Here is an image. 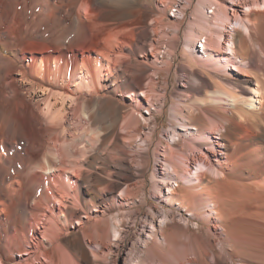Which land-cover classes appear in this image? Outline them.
I'll return each instance as SVG.
<instances>
[{
    "label": "bare ground",
    "instance_id": "obj_1",
    "mask_svg": "<svg viewBox=\"0 0 264 264\" xmlns=\"http://www.w3.org/2000/svg\"><path fill=\"white\" fill-rule=\"evenodd\" d=\"M141 1L0 0V223L5 226L8 255L30 254L23 247L21 233L31 219H40L38 210L52 208L48 192L56 191L54 203L60 207L57 217H62L64 222L77 211L66 203L69 193L62 191L60 183L52 182L55 169L65 163L67 154L78 148L86 149L88 145L92 147L97 138L100 144L109 139L119 140L121 130L125 134L134 130L138 137L149 125L141 113H137L140 118L133 117L129 107L114 96L124 94L125 85L130 97L147 98L150 91H155L153 85L170 71L168 58L177 44L189 0L187 4L182 0L180 3L168 1L167 8L176 4L181 14L173 15L174 21L165 9L163 14H155L143 7ZM214 1L220 4L219 0ZM241 1L247 10L240 24L242 28L232 26L228 31L229 52L221 46L223 31L212 28L210 33L217 38L202 34L203 41L198 42L202 57L189 43L182 52L183 61L177 71H183L186 76L181 102L185 110L178 111L177 120L184 134L188 138L194 136L195 140L182 142V137H177L173 143L181 150L164 151L162 163L166 177L163 181L167 180V190L163 200L164 222L158 224L159 228L153 223L157 210L143 189L142 201L131 202L136 216L126 230L120 228L125 226L127 218L122 214L113 216L114 250H111L115 256L123 253L131 233L138 230L143 233L141 227L151 226L142 240L143 246L139 238L133 243L125 264H236L238 260L240 264H264V34L255 12L264 8V0H254L252 4L246 2L249 0ZM226 2L237 4L238 0ZM216 7L215 4L210 13L216 14ZM215 20L217 26L222 25L223 19L216 16ZM135 27L144 32L142 45H138L142 53L138 57L126 43L137 37ZM88 38L95 55H83L80 62L71 65L62 51L77 42L85 43ZM148 51L155 58L153 61H148ZM27 57L29 63L25 64ZM144 75L148 81L143 87ZM138 88L141 93L135 91ZM31 92L35 95H30ZM39 92L41 100L34 101ZM152 99H149L150 107L156 104ZM69 112L75 117L74 127L68 121ZM169 119L172 126L176 125L174 118ZM156 127L152 125L149 135L145 133L148 142ZM77 129L82 131L73 133ZM200 144L208 146L215 165L208 158L200 163ZM217 146L221 148L219 151ZM57 160L59 165L55 164ZM192 162L198 163L193 178H189L188 166ZM29 167L31 171L37 167L42 171L30 183L39 190L34 197L31 185L25 180ZM80 167L75 163L72 174L76 180L83 177L92 182L86 193L91 195L90 203L94 205L100 198L96 177ZM124 170L122 177L129 181L132 178L129 167L125 165ZM67 179L70 185L73 180ZM179 179L186 182L180 184ZM119 185L117 180L109 184L111 189ZM133 195L127 188L122 200L128 201ZM144 204H148L145 218L139 219ZM116 205L123 208L124 202L117 204L112 199L103 209L93 207L92 211H110ZM181 208L191 218L180 215L184 227L179 225L184 232L182 236L178 234L179 240L171 227L177 222L173 209ZM203 208L209 212L208 216L203 215ZM7 212L11 214L8 216ZM82 217L88 218L86 214ZM193 219L197 224L194 228L189 225ZM75 223L82 224L79 219ZM94 223L93 234L83 230L67 243L80 260L102 264L104 259L91 257L83 242V236H88L95 238L100 249L108 245L105 219ZM216 225L222 228V237L211 231ZM158 232L162 239L157 236ZM44 236L46 240L50 238ZM43 255L47 264H55L53 252ZM3 263L0 256V264Z\"/></svg>",
    "mask_w": 264,
    "mask_h": 264
},
{
    "label": "rangeland",
    "instance_id": "obj_2",
    "mask_svg": "<svg viewBox=\"0 0 264 264\" xmlns=\"http://www.w3.org/2000/svg\"><path fill=\"white\" fill-rule=\"evenodd\" d=\"M168 1L170 2L172 0H151V4H148V0H142L141 2L143 7L150 9V11L155 14H163L165 9V11L169 13V17L171 18V20L174 21L175 18L173 17V15L180 16L181 14L179 13L178 6L176 4L175 6H172L171 9L167 8L166 4L169 3ZM176 1L177 3H180V0ZM186 1L187 0H182L183 3ZM219 1L220 4L214 0H189L188 4L186 2L187 6L185 10V20L181 25L178 36L176 38L175 43L177 44H175V47L172 49L173 52L170 53V56L168 58V60H170L169 62H171L170 71L168 73H164V75H162L158 79L159 82L153 85L155 91L152 90V92H149L151 97L149 96L146 98V96L144 95H139V97H130L128 96L130 93L129 90L126 89V85L123 91L124 94H117L114 96L129 107L133 117L140 118L137 113H141L146 118V120L150 122L149 125H147V128L145 127L144 129H142L143 133H140L139 136L136 137V132L133 130L135 134H133V132L128 133V136V134H125L124 131L121 130L119 140L114 141L109 139L106 140V142L100 144L97 138V141L95 140L93 142L92 147L88 145L86 149L80 150L78 148V150H73L69 155L67 154L64 164L59 165L57 163L59 162V160L55 162V164H58L59 166L55 169L56 173L53 176L55 180L53 179L52 182L55 185L60 183L62 185V191L69 193L68 198L66 199V203L70 208L77 210L75 211L74 216L69 217L66 222L63 221L62 217L58 218L57 214L60 212V207L58 204L54 203V195H57V193L56 191L48 192V196L52 201L49 205H51L50 207L52 208L45 209L44 207V209L38 210L37 213L40 219H31L24 225V233L22 232L23 235L21 233V237L23 236L22 238L24 240L23 247L28 251H31L28 255H21L19 252L8 255L7 248L5 247V226L3 223H0V256L4 262L3 264H24L26 262H30L29 264H31L32 261L35 262V264H47V261L44 259L43 255V253L47 251L54 253V258L56 259L55 264H87V262L76 257L71 246L67 243V240L73 239L76 233H80L83 230H87V232L93 234L95 232L94 222L101 219H105L106 221L109 236L108 245H105L102 249H100V246H98L94 237L83 236V242L86 245L88 252L90 254L92 253L91 257L97 256V258H100V260L104 259V261H102V264H125L127 254L130 252V248L132 247L133 243L136 242L139 238V244L143 246L144 243L142 240H144V238L146 239V235L149 234V231H151V226L150 224H148L145 227H141V229L144 230L143 233L141 232V230H138V232L135 234L131 233L130 236H128L129 238L127 240V245L125 246L123 253L121 255L115 256L113 254L114 247L112 245L114 243V236L112 231L113 216L117 217L122 214L125 218H127L125 220V226L121 227L122 229L120 228L121 231L126 230L128 228L127 225H129L130 223V220H132L134 216H136L134 212V206H132L133 203L131 202L134 201L135 203H139L140 201H142L143 197L141 198V196L143 195L140 194L143 193L142 189L145 192L144 195L146 196V198L150 202H152L151 205L155 208V210H157L158 216L153 222L155 227L159 228L158 224L160 222H164L162 212L165 203L163 200L165 192L167 190V187H165L167 184V180L163 181V179L166 177V174H164L165 170H163L165 165H163L162 163L164 151H169V148H175L176 150L174 151L181 150L179 146L173 143V141L176 140L177 137H182V142L191 138L195 140L194 136L188 138V135L184 134V131L180 129V126L178 124L179 120H177L179 119L178 111L180 110L181 112H184L185 110V108H183L185 105H183V103L181 102H183V98L185 96L183 89H185L186 76L183 71H180L179 69L177 71V68L180 66L179 64L181 63V61H183L182 52L184 51L186 44L189 43L193 45L195 53L197 52V54L202 57L203 52L199 47L198 42H200L199 40L203 41L204 37L201 36L202 34L208 37L212 36V34L210 33V28L218 31H223L221 46L223 50L229 52V44L227 42V39L229 38L228 31L232 26L240 27L241 21L244 20L242 18H245L244 10H247L245 4L241 0H238L237 4L226 2V0ZM253 1L254 0H249L246 2L252 4ZM215 4L217 6L215 9L216 14L210 13V10L213 9ZM253 8H255V6H253ZM255 12L257 13L256 16L259 21L260 29L264 34V8L262 9L261 7L260 10H257ZM216 16L223 19V22H221L222 25L220 24V21L218 22L221 26H217L215 24ZM229 21H231V24L228 23ZM135 28L137 37L131 38V40L126 43L133 50L135 56L138 57V55L142 53L138 50V45H142L141 41L144 32L140 29V27ZM240 28H242V25ZM224 29L227 31H224ZM212 37L217 38L215 35H213ZM84 42L85 43L77 42V45L75 43V45L67 49V51H62V53L68 56V60L71 65L72 63L76 64L80 62L83 55H95L93 49L90 48L91 38L86 39ZM147 49L150 48L147 47ZM78 53L79 58H76ZM148 54V61H153L155 58L150 54V52ZM23 62L25 64H28L29 57L25 58ZM145 77L146 75H144L143 77V87L146 86V82L148 81V79ZM22 82L23 84H26L25 81ZM129 82L130 79H128L127 83L129 84ZM135 91H137V93H141L140 88L136 89ZM23 92L24 94L29 95L26 90H24ZM151 94H154L153 99ZM30 95H35V93L31 92ZM40 95L41 92H39L38 96L34 97V101H40ZM106 95H108V93H106ZM149 99H152L156 104L150 107ZM157 100L159 101V103ZM157 105L160 107H158ZM145 107H149V109ZM174 110L177 113L174 112ZM169 118H174L176 125L172 126V124L169 122ZM68 121L71 123V125L75 123V117L73 118L71 112L68 113ZM132 123H134V120H132ZM155 124L157 125L155 133L153 134L151 140H149L148 142L146 140V134L149 135L151 126ZM74 126L75 124H73V127ZM81 131L82 129H77L73 133H80ZM55 132L56 134L63 135L62 132ZM175 132L179 133V135H173V133ZM212 136L214 139L215 134L213 133ZM160 140L162 141L160 142ZM191 143L194 144V141ZM79 146H82V144H80ZM216 148H218V151L219 149H221L219 146H217ZM199 149V153H201L200 163L204 162V158H208L211 163L215 165L213 153L208 149V146L200 144ZM218 151L217 155L219 157L221 156L222 159V154ZM175 155L176 154H174V156ZM176 158L177 156L174 157L175 160ZM75 163L81 165V169L93 173L96 177L95 184L97 185V192L100 194V198L96 199L94 205L90 203L92 201L91 195L86 193V189L92 187V182L83 179V177L82 179L78 178L76 180V177H74V175L72 174L71 169ZM197 163L198 162H192L188 166V171L190 172V174L188 175L189 178H193L194 172L197 168ZM125 165L129 167V171L132 174V178L129 181H125L123 179L124 177H122L126 172L124 170ZM208 165L209 163L207 164V167ZM30 168L31 167H29V169L25 171V180L29 184L33 181V177H35L36 174L42 172L39 167L34 170L32 169V171ZM202 168L205 169V167L203 166ZM69 177L73 180L71 181L70 185H68L67 179ZM111 180L119 181L120 185L115 189H111V187L109 186ZM178 181L180 184H182V182H186V180L180 181V179ZM127 188L130 189V192L134 195L132 198H129L128 201H124L122 200V198ZM30 189V192L33 193L32 197H34V195L39 192V190H35L32 185ZM138 193L140 194V196H137L136 198L135 195H137ZM112 199L116 200L117 204L119 202H124V207L119 208L118 205H116V207H114L110 211H92L93 207L97 209H103L107 203H110L112 201ZM147 208L148 204H144L142 211L138 215L139 219L145 218L144 211H146ZM203 209V215L208 216L209 212L206 210V208ZM84 210L87 213L83 212ZM173 211V215L175 216V220H177V222L172 223L171 232L176 238L180 240L181 237H179V235L182 236V232H184L182 226L179 225L184 224L183 220L181 221L180 219V215L183 214L184 217L189 218H191V216L190 213L184 208L173 209ZM7 213L8 216L11 214V212ZM84 214H86L88 218L82 217V215ZM77 219L81 221V225L75 223ZM1 220L2 216L0 217V222ZM37 220L43 222L38 223ZM189 225H191L190 227L192 228L196 227V220L193 219L192 221H190ZM31 226H33V228H31ZM211 231H216L220 234L222 232V228L219 225H216L215 227H211ZM44 234L49 236L50 238H47L46 240ZM221 235L222 234H220V237L223 236ZM157 236L159 237V239H162V236L159 232L157 233ZM216 245L217 247H219L218 242H216ZM111 248L113 250H111ZM92 251L95 253H93ZM5 255L7 256V258H5ZM236 264H240V261H236Z\"/></svg>",
    "mask_w": 264,
    "mask_h": 264
}]
</instances>
